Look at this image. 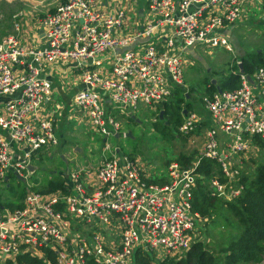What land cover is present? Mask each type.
<instances>
[{
  "label": "built area",
  "instance_id": "1",
  "mask_svg": "<svg viewBox=\"0 0 264 264\" xmlns=\"http://www.w3.org/2000/svg\"><path fill=\"white\" fill-rule=\"evenodd\" d=\"M140 1L66 0L36 20L33 37L23 13L15 15L17 34L0 40V96L8 100L0 110V181L13 173L27 179L34 156L59 144L63 107H47L55 64L78 75L71 109L102 136H117L119 114L152 112L176 86H185L191 49L233 51L228 33L255 0H147V9ZM240 80L237 89L203 96L213 123L200 156L220 164L223 180L215 176L208 183L228 201L242 193L243 160L258 150L252 137L264 142V67L254 75L241 71ZM199 119L186 114L179 130L190 133ZM105 150L97 165L65 171L66 191L29 189L23 207L0 214V264L25 253L43 257L46 250L58 264H87L89 258L133 264L140 249L158 259L179 258L201 239L205 219L193 207L201 159L191 167L172 162L166 183L157 184L150 168L107 139Z\"/></svg>",
  "mask_w": 264,
  "mask_h": 264
},
{
  "label": "trees",
  "instance_id": "2",
  "mask_svg": "<svg viewBox=\"0 0 264 264\" xmlns=\"http://www.w3.org/2000/svg\"><path fill=\"white\" fill-rule=\"evenodd\" d=\"M238 60L241 61V65L238 63ZM238 60L234 62L232 69L228 73H222L219 79H215L217 83L209 78L202 80L205 88L201 97L202 107L192 102V92L197 90L196 87L188 88L186 85L176 86L172 96L162 104H159L156 110L152 111L151 114L155 117L152 122L154 130L164 136H168L175 131L179 135L187 138L193 133H200L202 130L206 132L210 124L201 118L196 124V128L190 133H182L179 128L186 114L192 112L204 114L208 112L203 105V96L213 95L218 90H234L240 87L241 68L247 74L254 75L260 67H264V47L254 52L246 53ZM161 111H164L163 119H160ZM113 112L115 114L117 111ZM128 120L138 123L137 119L133 118L132 115L127 117V122ZM122 128L120 136L123 132ZM252 142L258 147V150H254V152L250 153V155L254 156L249 163L252 167H244V169L241 170L239 180L243 185V190L240 196L231 201L214 195L208 183L219 171L218 176L223 180L218 161L201 156L198 158L201 160L199 166L196 168V173H198L199 176L193 190V207L205 219L203 227L201 228L205 236L207 222L210 221L215 223L220 219L225 221L227 229L226 232L219 236L220 240L208 241L206 243V239L202 236L201 239H198V241L179 258L166 257L158 259L152 252L140 249L135 253L133 264L264 263V157L261 161L258 160L259 155L264 151V142L257 135L252 137ZM59 144H61V141ZM59 144L57 146H59ZM118 148L135 160L130 153L123 151L120 147ZM42 154L43 153L40 151L38 156L41 157ZM197 154L198 152L189 154L180 153L176 158L170 159L165 163L164 171H156L155 174H152L150 180L157 184L166 183L168 169L172 162H178L182 167H191L198 160L194 161ZM38 156L36 154L33 160ZM13 179L17 181V184L24 182L14 173L9 175L8 180L0 181V214L7 209L16 210L23 207L27 192L22 191V193H17L18 190H16L12 182ZM35 182L37 183L36 180ZM30 189L42 193L55 192L58 190L66 191L64 174L59 173L58 175H51L41 187L32 186ZM6 192L12 193L15 198L17 197L18 202L5 200L4 195ZM5 264H58V261L55 253L46 250L45 256L43 257L25 253L18 255L15 259H8ZM87 264L98 263L93 258H89Z\"/></svg>",
  "mask_w": 264,
  "mask_h": 264
},
{
  "label": "rangeland",
  "instance_id": "3",
  "mask_svg": "<svg viewBox=\"0 0 264 264\" xmlns=\"http://www.w3.org/2000/svg\"><path fill=\"white\" fill-rule=\"evenodd\" d=\"M135 1L122 0L123 3L129 4H133ZM64 2L65 0H0V40L17 34L15 23L19 18H16L15 15L18 13H23L21 22L22 24L25 23L24 27L29 30L30 36L37 35L38 29H34L36 20H39L45 13L54 11ZM146 3L147 0H141L139 7L145 6L147 9ZM263 18L264 7L255 10L250 7L247 9V18L239 20L237 25L231 28L230 33L233 34L234 42L231 40L230 33H228L233 51L220 46L213 48L200 47L191 49L188 52L187 57L184 58V82L188 88H197L196 91L192 92L193 104L202 107L201 97L205 91L202 80L205 78L219 79L222 73H228L232 69L234 62L242 55L264 47ZM26 38H29L28 35ZM54 81L56 85H62L65 89L63 85L68 84L70 79L56 73ZM215 83L217 82L215 81ZM48 106L51 108L53 104L50 103ZM151 113L150 111H139L137 116L140 118V123L128 120V122L122 124L123 132L120 137L110 136L107 138L102 136L92 129L88 123L73 122L72 125L65 126L61 123L60 130H58L59 143L61 141V144L54 147H45L41 151L42 156H38L33 160L37 170L31 173L24 182L17 184L16 180H12L16 190H18L17 193L27 192L32 186L41 187L51 175L64 174L68 169L75 170L79 166L89 165L93 160H102L105 157L104 152L107 153L105 150L106 139L113 147H120L123 151L130 153L141 167L150 168L151 174H155L156 171H164L165 163L176 158L180 153L198 152L194 161L200 157V151L205 143L206 132L204 130L200 133H193L188 138L179 135L175 131L168 136H164L154 130L152 122L155 117ZM206 115L210 119L209 112H206ZM127 133H131V137L126 136ZM224 144L222 143V146L226 147V144ZM250 152L252 153L254 150ZM62 155L67 157L68 163ZM252 157L254 156L247 153V159L243 160L244 167H252L249 164ZM263 157L264 151L259 155L258 160L261 161ZM219 172L215 176H218ZM4 199L18 202L17 197L15 198L10 192L5 193ZM226 229V223L222 219L217 220L215 223L209 221L207 222L206 236L203 232L202 236L206 239V243L208 241H219V236L226 232Z\"/></svg>",
  "mask_w": 264,
  "mask_h": 264
},
{
  "label": "crops",
  "instance_id": "4",
  "mask_svg": "<svg viewBox=\"0 0 264 264\" xmlns=\"http://www.w3.org/2000/svg\"><path fill=\"white\" fill-rule=\"evenodd\" d=\"M249 7L251 9H253V10H255V9L259 8V7H264V0H255V1H252L250 3V6ZM140 13H141V11H140ZM141 14H143V9H142V13ZM246 18H247V11L245 13V16L241 20L246 19ZM131 19L134 20V17L132 16ZM236 25H234V26H236ZM230 32H231V29H230L229 33ZM232 35L233 34L230 33L231 40H233V42H234L235 39H234V37ZM235 44H237V43H235ZM61 65L63 66L62 63L55 64L56 69L54 70L53 73H51V77H52L53 81L55 80V74L56 73L62 74L64 77H67L68 79H70V81H69L68 84L63 85V86H65V89L62 87V85H59V84L56 85L55 84L56 82L54 81L55 83H54V91H53V94H52V99H51L50 102H48L47 107L49 108L48 105L50 103H52L53 106L56 107V108H57V105H60V106L63 107L59 111V113H57L58 125L59 126H60L61 123H62L63 126H65V125H72L73 122L86 123V122H84V120L78 114H76L71 109V106H70L71 98L74 95V93L76 92L77 87L80 85V81L78 80V75L76 73H72V72H69V71L67 72L66 69H65L66 67H64V66L61 67ZM48 70H50V66L47 67V71ZM7 101H8L7 98H5L4 96H0V110H2V109L5 108V104H6ZM141 111H148V110H141ZM137 113H135L134 115H132V117L135 118V119H137L138 123H140L141 122V121H139L140 118H138V116H135V115H137ZM198 115H199V118L207 121L210 125L213 123L210 115H209L210 116V119L208 118V116L206 115V113L201 114V113L198 112ZM118 116H119V119H120L121 124H124L127 121V117H128L127 115L119 114ZM63 120L65 122H62ZM122 121H124V122H122ZM0 133H2L1 130H0ZM62 157H65L66 158V163H68L67 157L65 155H62ZM100 161H101V159L93 160L89 164H91V165H97ZM149 175L150 176L152 175L150 173V171H149ZM81 232H85V231L84 230H81Z\"/></svg>",
  "mask_w": 264,
  "mask_h": 264
},
{
  "label": "water",
  "instance_id": "5",
  "mask_svg": "<svg viewBox=\"0 0 264 264\" xmlns=\"http://www.w3.org/2000/svg\"><path fill=\"white\" fill-rule=\"evenodd\" d=\"M140 11H141V13H142V9H141ZM241 71H244V70L241 68ZM249 78H250L251 81H253V79H252L251 76H250ZM215 81H216V80H214L213 82H215ZM163 115H164V111H161V112H160V118H161V119L163 118ZM126 136L131 137V133H127ZM117 137H120V135H119V136L117 135ZM63 158H64L65 161H66V158H65V157H63ZM30 170H31L32 172H35V171L37 170V167L34 166V165H31V166H30ZM17 177H18L19 179L23 180V181L26 180L24 177H21V176H17Z\"/></svg>",
  "mask_w": 264,
  "mask_h": 264
}]
</instances>
